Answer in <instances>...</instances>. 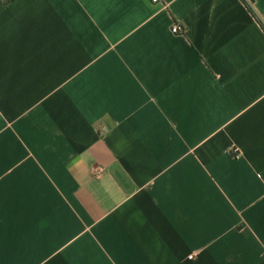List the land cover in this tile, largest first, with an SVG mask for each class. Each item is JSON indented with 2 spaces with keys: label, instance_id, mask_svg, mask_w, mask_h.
Returning <instances> with one entry per match:
<instances>
[{
  "label": "crops",
  "instance_id": "obj_1",
  "mask_svg": "<svg viewBox=\"0 0 264 264\" xmlns=\"http://www.w3.org/2000/svg\"><path fill=\"white\" fill-rule=\"evenodd\" d=\"M0 264H264V0H0Z\"/></svg>",
  "mask_w": 264,
  "mask_h": 264
},
{
  "label": "built area",
  "instance_id": "obj_2",
  "mask_svg": "<svg viewBox=\"0 0 264 264\" xmlns=\"http://www.w3.org/2000/svg\"><path fill=\"white\" fill-rule=\"evenodd\" d=\"M150 2L152 4H159L160 0H150ZM170 32L172 34H182L183 33V30L182 28H180L178 25H173L171 28H170Z\"/></svg>",
  "mask_w": 264,
  "mask_h": 264
}]
</instances>
